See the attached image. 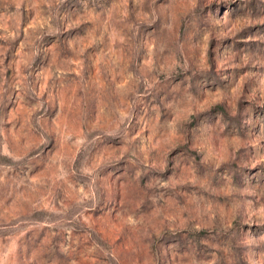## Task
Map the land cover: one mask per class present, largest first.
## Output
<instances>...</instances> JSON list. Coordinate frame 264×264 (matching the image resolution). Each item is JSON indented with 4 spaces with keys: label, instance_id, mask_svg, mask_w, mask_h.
<instances>
[{
    "label": "rangeland",
    "instance_id": "rangeland-1",
    "mask_svg": "<svg viewBox=\"0 0 264 264\" xmlns=\"http://www.w3.org/2000/svg\"><path fill=\"white\" fill-rule=\"evenodd\" d=\"M0 264H264V0H0Z\"/></svg>",
    "mask_w": 264,
    "mask_h": 264
}]
</instances>
